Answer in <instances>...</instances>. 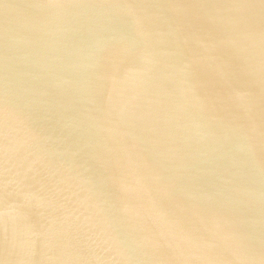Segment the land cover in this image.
I'll return each instance as SVG.
<instances>
[{
	"label": "water",
	"instance_id": "water-1",
	"mask_svg": "<svg viewBox=\"0 0 264 264\" xmlns=\"http://www.w3.org/2000/svg\"><path fill=\"white\" fill-rule=\"evenodd\" d=\"M0 264H264V0H0Z\"/></svg>",
	"mask_w": 264,
	"mask_h": 264
}]
</instances>
